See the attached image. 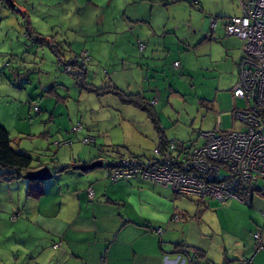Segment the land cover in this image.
Masks as SVG:
<instances>
[{
  "label": "rangeland",
  "instance_id": "rangeland-1",
  "mask_svg": "<svg viewBox=\"0 0 264 264\" xmlns=\"http://www.w3.org/2000/svg\"><path fill=\"white\" fill-rule=\"evenodd\" d=\"M120 1L123 0H0V126L9 132L12 148L32 159V168L48 167L51 171L52 177L41 186L48 192L44 202L47 212L54 210L52 194L69 187L85 191L87 180L83 177L88 174H91V182L95 178L103 179V168L114 160L110 157L153 156L158 133L146 113L122 103L112 94L105 95L103 91L107 88L115 85L122 93L139 94L146 100L157 98L154 110L161 121L160 130L168 140L185 147L201 146L203 140L199 134L217 128V119L222 129L231 127L228 117L221 115L226 107L213 102L216 97L222 98L221 92H217L219 79L216 78L222 65L218 64L216 73L200 70L204 68L202 61L208 64L209 47L206 45L201 51H195L194 30L188 32L186 28L193 25L196 18L201 24L203 16L197 14L204 4L203 12L217 16L218 29H224L225 18L231 16L239 0H200L197 7L183 0L181 3L187 8L177 3L168 10L172 17L170 25L182 29L177 33L172 29L167 31L164 49L163 42H155L158 51L152 57L147 51L138 52V45L148 47V40H137L141 24H130L134 31H128L123 18L132 8ZM149 9L150 5H146L137 10L146 14ZM166 12L164 8H156L153 13L154 18L158 16L160 26L167 20ZM28 17L29 25L26 24ZM208 26L209 22L204 29ZM29 31L38 38L54 37L57 43L71 46L64 50L58 44L59 50L71 51L77 56L88 52L90 61L84 64L86 76L88 74L82 81L84 88L77 86L75 75H68L59 68L56 56L47 45L28 37ZM187 33H191L190 39L178 43V37L184 38ZM61 54L67 56L68 52ZM63 60L65 64L70 62L67 58ZM173 62L181 68H172ZM183 70L186 72L182 73ZM226 80H221L220 87L227 85ZM85 88L99 90L102 94ZM247 107L240 104L238 109L246 110ZM78 127L81 130H77ZM232 130L238 131V128L234 126ZM84 139L94 142L84 145ZM89 153L90 156L96 154L103 167L83 174L76 170L75 167L82 165L75 161L78 157L89 158ZM67 167L55 174L56 170ZM25 183L26 179L12 183L0 180V264H25L27 258L20 248L33 247L43 235L34 223L27 227L22 222V227L21 223L10 222L12 201L18 199V194L20 206L24 205ZM163 189L168 196L163 209L168 210L169 216H178L180 228L189 224L188 240H200L198 229L205 233L217 220L216 211L208 210L206 205L223 203L205 200L200 204L198 199L178 197L170 189ZM81 200L88 204L87 199ZM232 201L228 203H234ZM28 203L29 207L34 206L33 202ZM201 213L204 214L203 223L196 221ZM238 216L247 221L249 214L242 212ZM218 240L220 238L214 237L213 243L217 245ZM205 243L207 247L208 242ZM215 247L208 246L210 257L219 254Z\"/></svg>",
  "mask_w": 264,
  "mask_h": 264
},
{
  "label": "crops",
  "instance_id": "crops-1",
  "mask_svg": "<svg viewBox=\"0 0 264 264\" xmlns=\"http://www.w3.org/2000/svg\"><path fill=\"white\" fill-rule=\"evenodd\" d=\"M197 1L200 5V0ZM120 2L126 7L131 6L132 8V12L128 16L126 14L123 18L128 31H134L133 27L129 26L130 24H141L143 26L138 27L137 40L140 41V38L147 39L148 47H142V50H140L139 44V53L147 51V55L152 57L158 51L157 45L154 44L155 42H163L161 45L164 49L167 35L169 34L167 31L172 29V31L177 33L178 30L182 29L180 26L170 25L172 17L168 10L176 6L177 3L187 8L185 4L181 3L183 0H123ZM146 5H150L149 12L146 14L137 10ZM189 6L191 5L189 4ZM202 6L200 14H197L203 16L202 20H200L201 24L200 22L198 23L196 18L194 24L186 29L188 32L192 31V29L194 30L192 43L197 41L195 43L196 47H194L195 51H201L206 48V45L209 47V54L207 53L208 64L205 65L204 61H202L204 68L200 70L216 73L218 64L222 65L219 74H216V78L219 79L217 92H221L222 98L218 100L216 97L213 102L214 104L221 103L220 107H226L221 115L228 117L227 121L231 125V131L230 129H222L220 120L217 119L219 121V132H238L242 130V126L234 119V112L240 111L238 109L240 104H243L244 107H247L246 104H248L232 96V89L238 79L237 64L242 56L243 42L235 37L226 36L224 29H218L217 16L212 17L203 12L205 11L204 4ZM156 8L167 10V20L163 26L159 25L158 16L154 18L153 13ZM234 8L229 14L231 15L229 18L239 16L240 11L237 4L234 5ZM229 18H225L226 21L223 22V26ZM211 19L215 20L214 29H211ZM27 20H29V17ZM202 22L204 26L209 22L207 29H204ZM190 35L191 33L184 34V38L179 36L178 43L182 44L183 39H190ZM52 39L56 45L59 44L64 50L71 48L70 44L65 42L57 43L54 37H50L47 40ZM64 50L60 53L65 54L68 52V55H63V59H70L69 61L72 63L77 55L71 53V51ZM166 51V55L169 56V50L166 49ZM86 53L87 62H89L90 56L88 52ZM143 58L146 59L145 57ZM70 62L67 63L70 64ZM174 63L177 62H173L172 65ZM171 67L174 68V66ZM179 67L181 68L180 64H178V68L174 69H179ZM185 72L186 70L182 71V73ZM222 79H228L225 82L227 85L220 87ZM109 81L111 82V80ZM114 87L116 86L114 85ZM53 92L55 93V89ZM57 99L59 98L57 97ZM146 101H155L154 107L157 105V98L155 97ZM234 126L238 128V131L232 130ZM210 129H207L206 132H210ZM163 136L166 141H172L167 139L164 131ZM98 155H101L100 151H98ZM96 157V154L90 156L89 153V158L78 157L75 162L83 166V163L87 165L92 160L98 159ZM90 175L88 174L83 178L87 180L85 189L90 188L93 191L92 199L87 197L86 190L77 191L76 188L69 187L65 190H59L60 192L58 193H51L55 197V203H52L55 207L53 206L52 209L54 210L48 212L45 210L46 204L44 203L48 192H45L44 196L38 200L25 198L23 206H20V194H18L16 201H12V214L10 217H15L16 220L12 221L10 219V222L16 223V225L21 223L19 226L22 227V222L27 227L34 223L40 233L43 234L33 247L22 246L20 248L23 256H25L24 258H27L25 264H174L178 256L174 252V244L176 243H183L190 249L197 248L202 250L204 259L199 261L200 264H241L245 261L248 264H264L263 181L257 183L249 205L237 203L236 201L228 203L230 200L222 205L210 203L206 205L208 210L216 211V223H212L207 228V231H205L206 235L198 229L200 240L192 242L187 239L190 234L189 224H183L180 228L177 224L179 220L177 222L172 221L174 214L169 216L168 210L163 209L162 205L168 198L163 188L154 187L138 179L110 184L104 178H95L91 182L89 180ZM82 198L87 199L88 204L83 203ZM192 198L198 199L200 204L204 203L205 200H211L208 198ZM28 202H33L34 206L29 207L30 203ZM244 205L248 206V208ZM237 209L239 213H237ZM242 212L249 214L247 221L239 219L238 215ZM203 216L204 214L201 213L196 221L203 223ZM158 228L163 229L161 238L152 233V229ZM177 230L180 231V234L177 233ZM256 232L260 233L263 249L254 254L252 235ZM214 237L220 238L217 245L213 243ZM205 242H208L207 247ZM211 245L216 246L215 248L219 251L218 255L210 257L211 252L209 253L207 248ZM165 256L168 257L166 261L164 260ZM181 258L186 260L185 264H190L186 257L181 256Z\"/></svg>",
  "mask_w": 264,
  "mask_h": 264
},
{
  "label": "built area",
  "instance_id": "built-area-1",
  "mask_svg": "<svg viewBox=\"0 0 264 264\" xmlns=\"http://www.w3.org/2000/svg\"><path fill=\"white\" fill-rule=\"evenodd\" d=\"M190 1L196 4L195 0ZM238 8L239 16L229 18L224 31L226 36L243 42L242 56L237 64L238 79L232 89L233 98L249 105L246 110L234 112V119L241 124L242 130L221 133L217 122V128L200 135L203 144L189 151L177 149L170 143L165 150L154 149L151 161L122 159L104 170L109 182L140 179L170 189L177 196L250 204L257 183L264 182V0H239ZM210 24L214 29L215 20L211 19ZM81 56L82 60L76 58L70 64L84 65L87 56L85 53ZM57 62L66 73L73 71L63 58ZM174 67L178 68V63H174ZM154 104L152 101L151 105ZM87 195L92 199V190L88 189ZM11 220L16 219L12 217ZM172 221L177 222L178 217L174 216ZM155 234L161 238L163 230L158 228ZM252 238L255 254L263 249L260 233H254ZM167 259L165 256L164 260ZM185 261L178 255L174 264H185Z\"/></svg>",
  "mask_w": 264,
  "mask_h": 264
},
{
  "label": "trees",
  "instance_id": "trees-1",
  "mask_svg": "<svg viewBox=\"0 0 264 264\" xmlns=\"http://www.w3.org/2000/svg\"><path fill=\"white\" fill-rule=\"evenodd\" d=\"M186 1L193 7H197L199 5L197 0H195L196 4H193L190 0H186ZM26 24L29 25L27 19H26ZM27 33H28V37L29 36L34 37L33 42L36 41L37 43L39 42L41 45H43V44L47 45V47L50 50H52V52L56 56L57 60L60 58H63L62 57L63 55H61V53L59 51L58 45H56L53 42V39L52 40H46V39H43L41 37L38 38L37 36H34L30 31ZM86 56H87V54H86ZM76 58H78L79 60L83 59L81 55L76 56L75 59ZM70 66L73 68V71H71L69 73L67 72V74L73 75V76L75 75L76 76L75 80L77 82L76 83L77 86H79L80 88H84L83 83H82V81L84 79H86V77H85L86 73L84 70V65H81L80 63L75 62L74 64H70ZM62 67L63 66H59V68H62ZM74 71H76V72L74 73ZM64 72H65V70H64ZM84 90L97 93V95L102 94L101 92H99V90L86 89V88ZM103 93L105 95L106 94H112V95L118 97L122 103H124L128 106H132V107L139 109L140 111L146 113V116H147L146 118L151 122L154 129L158 133V143H157V146L155 147V149L157 148L161 151L165 150L169 146L170 143L175 145V147L177 149L184 150V151H189V150L195 148L194 146L185 147L183 144L179 145V144L174 143L173 141H166L164 136H163L162 130H160V128H161L160 121H159V117L157 115V112L154 110V105H151V102H147L145 99L141 98L140 95L122 93L121 91L117 90L116 87H113V86L105 89V91H103ZM84 140L89 141V143H87V144L83 143L84 145H91L94 142V140H92V139H84ZM113 148H117V147H113ZM114 151H116V150L114 149ZM110 158L114 159V160H112L113 162H109L103 168L104 170L106 168H111V167L115 166L122 159L123 160L135 159L138 161H151L153 159V156L151 159H146L145 157L142 158L140 156H135V155L131 154L128 157L115 156L113 158L112 157H110ZM95 161H100V160H99V158L92 160L89 164L94 163ZM83 164H84L83 166H86L85 163H83ZM89 164H87V165H89ZM102 167H103V164H102ZM41 168L42 167L32 168V159L26 153L16 152L12 148V140L10 138L9 132L4 127L0 126V180H3L7 183L18 182V181H21L22 179H25L24 176L27 173L35 172ZM66 169H68V167L65 169L61 168V170H59V171L56 170L55 174L61 173ZM69 169H71V168H69ZM89 172L90 171H86V172H82V173L88 174ZM103 177H104V175H103ZM138 180H140V179H138ZM123 182H129V181H123ZM41 186H43V182L27 180V187L25 190V198L38 200L41 197H43L45 194V190ZM152 186H154V185H152ZM154 187L162 188L159 186H154ZM88 189H90V188H88ZM87 190H86V194H87ZM87 197H88V195H87ZM187 198H191V197H187ZM199 199H204V198H199ZM174 216H176V215H174ZM155 230L156 229H152V233L155 234ZM159 240L161 241V239H159ZM174 252L178 255L186 257L190 264H200L199 261L204 259V252L202 250L197 249V248H191L190 249L188 246L184 245L183 243L174 244Z\"/></svg>",
  "mask_w": 264,
  "mask_h": 264
},
{
  "label": "water",
  "instance_id": "water-1",
  "mask_svg": "<svg viewBox=\"0 0 264 264\" xmlns=\"http://www.w3.org/2000/svg\"><path fill=\"white\" fill-rule=\"evenodd\" d=\"M76 170L80 172H86V171H92L94 169H100L102 168V162L101 161H95L94 163H91L86 166H79L75 167ZM52 177L51 171L48 169V167H42L41 169L35 171V172H29L27 173L24 178L29 181H40L44 182L45 180H48Z\"/></svg>",
  "mask_w": 264,
  "mask_h": 264
}]
</instances>
